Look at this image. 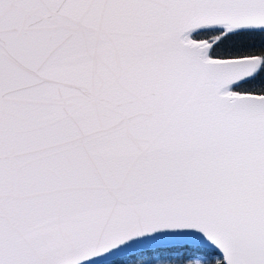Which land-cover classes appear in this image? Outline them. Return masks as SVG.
I'll return each mask as SVG.
<instances>
[{"label": "snow or ice", "instance_id": "obj_1", "mask_svg": "<svg viewBox=\"0 0 264 264\" xmlns=\"http://www.w3.org/2000/svg\"><path fill=\"white\" fill-rule=\"evenodd\" d=\"M0 264H264V0H0Z\"/></svg>", "mask_w": 264, "mask_h": 264}]
</instances>
